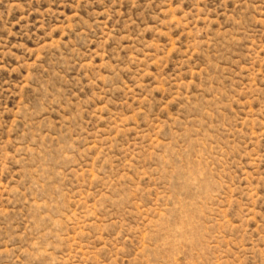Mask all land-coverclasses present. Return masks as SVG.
<instances>
[{
    "label": "rangeland",
    "instance_id": "obj_1",
    "mask_svg": "<svg viewBox=\"0 0 264 264\" xmlns=\"http://www.w3.org/2000/svg\"><path fill=\"white\" fill-rule=\"evenodd\" d=\"M0 264H264V0H0Z\"/></svg>",
    "mask_w": 264,
    "mask_h": 264
}]
</instances>
